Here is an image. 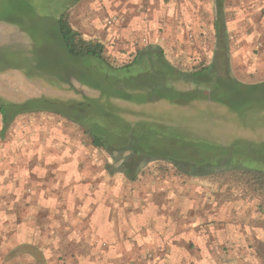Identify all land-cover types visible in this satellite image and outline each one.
<instances>
[{"label": "crops", "instance_id": "1", "mask_svg": "<svg viewBox=\"0 0 264 264\" xmlns=\"http://www.w3.org/2000/svg\"><path fill=\"white\" fill-rule=\"evenodd\" d=\"M223 11L231 76L264 80V0H224ZM62 13L116 62L156 48L175 66L214 60L216 0H69ZM57 128L63 137L48 134L46 145L60 140L67 151L42 154L36 180L26 135L23 155L16 148L6 161L0 152V264H218L236 251L224 244L241 240L242 220L226 216L220 200L196 199L160 172L129 184Z\"/></svg>", "mask_w": 264, "mask_h": 264}, {"label": "rangeland", "instance_id": "2", "mask_svg": "<svg viewBox=\"0 0 264 264\" xmlns=\"http://www.w3.org/2000/svg\"><path fill=\"white\" fill-rule=\"evenodd\" d=\"M68 5L69 0H0V98L21 103L42 96L58 101H81L84 97H100L97 90L82 84L86 82L85 79L96 80V72H89L87 75L85 65L78 60H71L58 42L55 28L57 15ZM125 61L129 62V60ZM208 65L210 64L206 66ZM66 66L70 69L65 72L63 69ZM174 67L177 70L189 72L194 66ZM229 71L231 73V70ZM123 77H126L125 80ZM123 77L122 80L126 82L128 89H139L141 81L145 80L140 79L137 70L131 74L126 73ZM68 80L71 84L65 82ZM164 80V78H158V85L164 84ZM233 80L237 84L232 96L233 103H236L235 112L218 104L194 98L186 102L187 104H181L179 101L174 104L160 102L149 106H137L122 101H115V103L121 109L126 121L140 122L141 132L150 134L151 138L155 139L154 147L146 148L150 142L147 140L144 142V151L149 154L156 151L153 155L161 158L167 153L173 157L183 156L190 164L199 163L203 159H214V152L208 151V145L211 143L231 147L234 161H236L234 165L229 163L225 168H212L214 176L221 171L231 169L264 173V80L257 79L249 82H243L241 78ZM111 86L118 89L113 87L112 83ZM174 87L183 92L196 88L184 81L176 82ZM198 88L204 90L201 87ZM120 89L123 92L127 91L126 88ZM165 89L161 90L162 93ZM109 109L111 116H116L115 105L110 106ZM19 119L16 130L12 128L5 137H2L3 125L0 116V152L6 161L11 160L16 148L23 155L26 141L31 148L28 153L35 156L39 151L44 152L45 147L50 149L46 145L50 142L47 139L48 134L53 135L48 136L51 138L63 137L58 126L47 124L59 120L57 116L29 114ZM63 129L70 136H77L74 134L79 132V128L72 123H66ZM25 135L26 141L20 140ZM179 149L182 150L180 153L177 152ZM50 151L54 153L56 150L50 149ZM178 154L181 155L178 156ZM105 158L108 159L109 164H114L109 156ZM37 160L30 162L34 164L32 168L35 170V180L41 173L37 170L46 167L38 166L41 164L44 166L45 163L39 161L40 159ZM160 161L145 166L146 174L153 173V176H156L154 174H158L157 172L160 171L158 169L162 170L170 166ZM239 161L245 165L238 166ZM114 166L118 167L117 164ZM3 168H6V164ZM11 169L14 170V167ZM166 179V182L171 185H177L179 182L178 186L184 187L187 184L188 191L193 188L194 193L200 185L216 181L210 177L186 178L182 175ZM176 195L177 193L173 192L167 196L164 195L163 199H170V197L176 199ZM161 197L162 194L159 198ZM37 198L40 199L41 195L37 194ZM257 204L263 206H258L257 211L255 209L251 211L249 205L243 203L237 209L240 211L237 216L241 220L247 218L258 220L264 217V200L258 201ZM260 208L262 209L259 210ZM223 210L224 214L229 216L230 211L226 206ZM255 226L258 229L257 235L263 240L264 223ZM240 227L243 233L241 240L227 241V245L224 244L226 251L231 247L236 248V251L227 252L226 255L219 257L218 264H264V248L257 246V249L251 250L254 247L252 243L255 242L248 240L250 235L248 232L252 227L243 221ZM6 242L5 239L2 240V244Z\"/></svg>", "mask_w": 264, "mask_h": 264}, {"label": "trees", "instance_id": "3", "mask_svg": "<svg viewBox=\"0 0 264 264\" xmlns=\"http://www.w3.org/2000/svg\"><path fill=\"white\" fill-rule=\"evenodd\" d=\"M216 4V50L213 63L208 66L198 64L189 72L177 70L175 65L168 61L164 51L159 48L139 51L133 60L118 64L108 54L103 44L86 40L80 33L74 31L67 14L62 13L55 25L58 42L71 60H78L85 65L87 75L89 72H96V80L85 79L86 84L81 83L97 90L100 97H84L81 101H58L42 96L21 103L0 98V116L3 125L1 136L5 137L12 128L16 130L19 118L22 116L27 117L29 114L57 116L59 120L47 124L60 127L63 133H65L63 127L66 123L75 124L79 128V132L74 134L77 136H68L77 143V147L86 151L88 155H92L101 170L110 175L122 174L129 184H144L153 178V173L146 174L145 166L161 160L170 165L162 170L158 169L160 175L164 177L182 175L186 178L191 176L214 178L215 183H208L204 187L198 185L195 198L208 199L212 203L220 200V206H226L230 211L229 217L240 218L237 216L240 213L237 209L243 203L249 205L251 211L256 210L258 206L261 207L262 204L258 205L257 202L264 200L263 172L231 169L221 171L214 176L212 168L221 169L228 167L229 163L231 165L236 163L231 147L209 143L208 151L214 152V159H203L193 164L180 156L181 154H178L180 157H173L166 153L163 158L153 155L156 151L149 154L144 151V142L146 140L150 142L146 148L154 147L155 139H152L150 134L141 132L140 122L126 121L121 109L115 103V101H122L137 106H149L160 102L174 104L179 101L181 104H187L186 102L194 98L218 104L235 112L236 103H233L232 96L237 84L229 71L224 0H216ZM68 69L70 68L66 66L63 70ZM134 70L138 71L140 79L145 80L141 81L139 89H128L126 82L123 81L126 77L123 75L131 74ZM158 78H164V84L158 85ZM179 81L194 85L196 88L186 92L179 91L174 87V84ZM65 82L71 84L69 80ZM111 83L118 89L112 88ZM120 88H126L127 91L123 92ZM164 88L166 89L162 93L161 90ZM113 105H115L116 116H111L110 113L109 108ZM53 149L56 150L54 153L66 152L67 146L55 140L51 150ZM48 151L52 152L45 147L44 152H37L38 156L33 161H38L37 159H40L44 153L48 154ZM181 151V149L177 150L178 153ZM106 156L113 160V165L108 163ZM242 161L238 162V166L245 165ZM42 163L45 162L42 161ZM116 164L117 168L114 166ZM38 166L42 167V164ZM202 188H209V191L202 192ZM242 221L252 227L248 240H253L255 243H252L254 247L251 250L257 249V246L264 248V239L261 240L257 231H253L257 227L255 225L264 223V217L258 220L247 218Z\"/></svg>", "mask_w": 264, "mask_h": 264}, {"label": "built area", "instance_id": "4", "mask_svg": "<svg viewBox=\"0 0 264 264\" xmlns=\"http://www.w3.org/2000/svg\"><path fill=\"white\" fill-rule=\"evenodd\" d=\"M117 21V18H112L108 20V25L112 26Z\"/></svg>", "mask_w": 264, "mask_h": 264}]
</instances>
